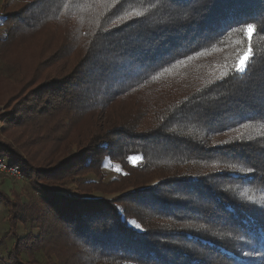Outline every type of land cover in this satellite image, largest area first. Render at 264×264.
Wrapping results in <instances>:
<instances>
[{
  "label": "trees",
  "instance_id": "obj_1",
  "mask_svg": "<svg viewBox=\"0 0 264 264\" xmlns=\"http://www.w3.org/2000/svg\"><path fill=\"white\" fill-rule=\"evenodd\" d=\"M1 27L0 153L39 196L0 189L3 264H264V0H4Z\"/></svg>",
  "mask_w": 264,
  "mask_h": 264
},
{
  "label": "rangeland",
  "instance_id": "obj_2",
  "mask_svg": "<svg viewBox=\"0 0 264 264\" xmlns=\"http://www.w3.org/2000/svg\"><path fill=\"white\" fill-rule=\"evenodd\" d=\"M4 0H0V7ZM24 0H7L8 6L10 9H15L18 6H20L23 3ZM5 34L4 27L0 28V37H3ZM0 74L5 76H13V69L5 66L0 61ZM4 97L5 93L0 92V114H5L8 111V108L4 104ZM4 123L2 122V116H0V138L4 140H9V137L7 136V133L4 131ZM4 154V153H2ZM105 172H107V169H104ZM108 173V172H107ZM106 174V176H109V174ZM48 185V184H46ZM48 187H52V190H62L63 188H71L74 190L75 193H77V190H75V185L72 186V184L68 183L65 187L60 186L58 184H52L51 186L48 185ZM0 189L3 190L7 195H9L12 198H15L16 201H20V203L23 206H33L37 205L38 203V195L36 192H34L33 188L31 187L28 178L24 175V179L21 181H15L11 178H9L4 173L0 172ZM92 195H98L102 196L103 194L100 192L93 191ZM108 197L115 196L117 193H110L105 194ZM32 217H36V211L31 210ZM45 216L43 217V221L41 220L35 221L33 218L28 219L26 222H19L17 225V233L20 236H25L27 233H31L34 237L38 235L39 232V224L38 223H44L45 224ZM43 224V225H44ZM41 228V227H40ZM13 242L12 235L9 233V225H8V212H7V206L2 201H0V264H3L4 260L6 259V256L9 252V249L11 247V244ZM34 255L36 259L39 262H42L43 264H50V262L47 261V258L42 253L41 249H36L34 252ZM26 258V256H25ZM53 260H56L55 256L52 254L51 257Z\"/></svg>",
  "mask_w": 264,
  "mask_h": 264
},
{
  "label": "built area",
  "instance_id": "obj_3",
  "mask_svg": "<svg viewBox=\"0 0 264 264\" xmlns=\"http://www.w3.org/2000/svg\"><path fill=\"white\" fill-rule=\"evenodd\" d=\"M0 172L15 181H21L24 179V174L22 173L20 167L15 164H11L8 157L2 153H0Z\"/></svg>",
  "mask_w": 264,
  "mask_h": 264
},
{
  "label": "snow or ice",
  "instance_id": "obj_4",
  "mask_svg": "<svg viewBox=\"0 0 264 264\" xmlns=\"http://www.w3.org/2000/svg\"><path fill=\"white\" fill-rule=\"evenodd\" d=\"M246 30H247L248 36L251 38V36H252V34L254 32V25H252V24L246 25ZM247 60H248V56L245 55L241 59L240 63L237 65V71H243L244 70V67H245V65L247 63ZM249 171H251V169H249ZM136 227L139 228L140 226L136 225Z\"/></svg>",
  "mask_w": 264,
  "mask_h": 264
}]
</instances>
